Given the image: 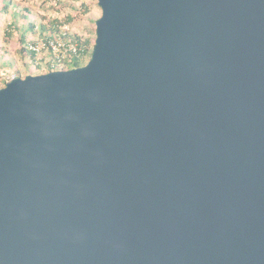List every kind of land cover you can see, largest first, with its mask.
I'll list each match as a JSON object with an SVG mask.
<instances>
[{
	"label": "water",
	"instance_id": "obj_1",
	"mask_svg": "<svg viewBox=\"0 0 264 264\" xmlns=\"http://www.w3.org/2000/svg\"><path fill=\"white\" fill-rule=\"evenodd\" d=\"M98 4L0 88V264H264V0Z\"/></svg>",
	"mask_w": 264,
	"mask_h": 264
},
{
	"label": "rangeland",
	"instance_id": "obj_2",
	"mask_svg": "<svg viewBox=\"0 0 264 264\" xmlns=\"http://www.w3.org/2000/svg\"><path fill=\"white\" fill-rule=\"evenodd\" d=\"M5 2L9 6L2 9ZM23 10L28 11L25 21L36 24L35 32L27 37L28 43L48 35L49 31L43 30L42 26L51 27L53 21L58 20L61 32H66L71 38L76 36L89 41L92 50L96 40V21L102 15L98 0H0V88L17 74L25 77L27 74L46 73L35 65L36 61L30 55L26 58L21 55V31L15 27L25 24L19 15Z\"/></svg>",
	"mask_w": 264,
	"mask_h": 264
},
{
	"label": "built area",
	"instance_id": "obj_3",
	"mask_svg": "<svg viewBox=\"0 0 264 264\" xmlns=\"http://www.w3.org/2000/svg\"><path fill=\"white\" fill-rule=\"evenodd\" d=\"M63 33V32H62ZM63 35H67L66 32ZM56 35L54 37L43 36L40 40L28 43L31 53L35 54V65L46 72L65 70L67 60L74 58L81 62H87L90 57L89 45H82L80 42L71 37ZM17 77V75L11 78ZM10 78V79H11Z\"/></svg>",
	"mask_w": 264,
	"mask_h": 264
},
{
	"label": "trees",
	"instance_id": "obj_4",
	"mask_svg": "<svg viewBox=\"0 0 264 264\" xmlns=\"http://www.w3.org/2000/svg\"><path fill=\"white\" fill-rule=\"evenodd\" d=\"M8 6H9V4L5 2V4H3V6H2V9H7ZM19 15L23 18L24 23H25L24 25L16 26L15 27V29L17 31L18 30L21 31V34H20V37L21 38L19 40V43H20V46H21V48H20L21 55L24 58H26L28 55H30L31 59H33V61H35L36 56H35V54L31 53L30 50H29L27 37H29L33 32H35L36 24H33L32 22L27 23L25 21L28 18V11L23 10L22 12L19 13ZM60 27H61L60 21L54 20L51 27L50 26L49 27L48 26L47 27L42 26V29L43 30L49 31V34L48 35L44 34L42 36H45V37H48V36L54 37V36H56L58 34L63 35V33L60 31ZM63 36L64 37H67V38L70 37L68 34L67 35H63ZM74 37H75V39H77L80 42V44H82V45H89L88 44L89 41H83L81 39V37H76V36H74ZM91 53H92V50L90 51V56H91ZM85 63L79 61L76 58H74L72 60H67V62H66V69H72V68L81 66V65H83ZM17 76H20V75L17 74Z\"/></svg>",
	"mask_w": 264,
	"mask_h": 264
}]
</instances>
